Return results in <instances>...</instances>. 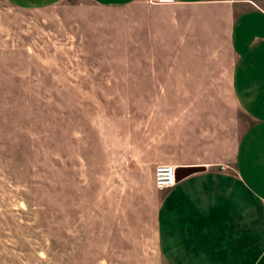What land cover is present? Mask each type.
<instances>
[{
  "label": "rangeland",
  "instance_id": "374dc122",
  "mask_svg": "<svg viewBox=\"0 0 264 264\" xmlns=\"http://www.w3.org/2000/svg\"><path fill=\"white\" fill-rule=\"evenodd\" d=\"M130 17L0 0V264H164L141 154L190 161L188 108L217 99L157 100L187 91L163 79L184 53L150 49Z\"/></svg>",
  "mask_w": 264,
  "mask_h": 264
},
{
  "label": "crops",
  "instance_id": "0c3cea01",
  "mask_svg": "<svg viewBox=\"0 0 264 264\" xmlns=\"http://www.w3.org/2000/svg\"><path fill=\"white\" fill-rule=\"evenodd\" d=\"M5 1L28 9L63 3ZM89 1L129 10L131 30L144 36L150 49L184 53L181 64L172 67L175 72L168 68L163 79L164 85H186L187 91L157 94V100L217 99L215 106L188 108L190 161L174 160L162 143L141 152L148 167L176 168L171 189H156L151 178L139 197L154 221L164 264H264V9L259 0ZM139 208L133 213L140 214Z\"/></svg>",
  "mask_w": 264,
  "mask_h": 264
},
{
  "label": "built area",
  "instance_id": "2783aa9c",
  "mask_svg": "<svg viewBox=\"0 0 264 264\" xmlns=\"http://www.w3.org/2000/svg\"><path fill=\"white\" fill-rule=\"evenodd\" d=\"M176 168L173 165H157L154 170L155 188L169 190L176 184Z\"/></svg>",
  "mask_w": 264,
  "mask_h": 264
}]
</instances>
